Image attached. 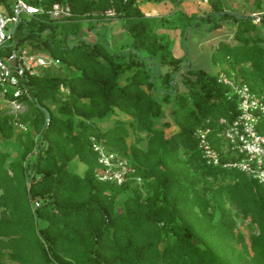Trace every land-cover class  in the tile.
<instances>
[{"label": "trees", "instance_id": "obj_1", "mask_svg": "<svg viewBox=\"0 0 264 264\" xmlns=\"http://www.w3.org/2000/svg\"><path fill=\"white\" fill-rule=\"evenodd\" d=\"M15 1L0 0L6 15ZM23 1L37 12L9 23L12 38L0 46V57L25 50L58 64L27 73L18 98L5 95L22 110L0 107V264H264V182L225 165L236 157L220 119L236 117L237 100L217 81L223 72L264 100L259 24L249 14L230 13L231 0H207L196 23L210 30L233 24V41L219 42L211 54L219 66L211 73L182 67L156 33L157 19L166 17L146 16L142 0ZM261 2L252 5L260 9ZM55 5H67L70 15L51 17ZM111 18L130 37L128 53L110 46L108 26L105 41L78 33L80 22L90 28ZM156 64L171 68L161 74L165 91L156 90ZM112 114L127 118L100 127ZM199 128L210 129L219 164L203 156ZM257 129L264 133V117ZM91 136L129 160L136 169L130 179L117 185L96 178ZM75 159L85 165L83 174L67 169Z\"/></svg>", "mask_w": 264, "mask_h": 264}, {"label": "built area", "instance_id": "obj_2", "mask_svg": "<svg viewBox=\"0 0 264 264\" xmlns=\"http://www.w3.org/2000/svg\"><path fill=\"white\" fill-rule=\"evenodd\" d=\"M189 1L208 3L207 0ZM35 12H37V8L23 0L15 1L12 7V15L9 16L0 7V46L12 38L13 29L9 23H16L18 17L23 13L32 15ZM50 15L53 18L68 16L70 15L69 7L67 5L64 7L55 5ZM249 16L252 17L253 23L260 21L258 13H251ZM12 58L16 59L14 66L9 64V60ZM51 64L56 65L58 61L47 54L29 53L25 50L17 56L12 53L7 59L0 57V98L4 99L7 106L10 104L18 109L22 104L15 100L5 99V95L10 94L12 97L18 98L26 92L23 83L24 76L27 73L29 75L37 74L41 67H47ZM217 81L228 86L231 97L235 96L237 100L238 113L236 117L230 123H225L224 119H220V123L225 124L221 136L228 143L227 149L236 157L225 165L237 167L262 183L264 182V133L258 131L257 125L260 119L264 117L263 96L254 93L247 83L238 82L223 72L219 74ZM21 128L25 129L24 126ZM209 130V128H199L194 134L198 138L199 147L207 162L216 165L220 163V156L208 139ZM90 140L93 150L97 152L98 166L95 169V176L98 180L121 185L136 172L135 167L128 159L120 156L117 152L106 151L95 137L91 136ZM135 180L140 182L141 177L136 176ZM35 206H38V202H35Z\"/></svg>", "mask_w": 264, "mask_h": 264}, {"label": "rangeland", "instance_id": "obj_3", "mask_svg": "<svg viewBox=\"0 0 264 264\" xmlns=\"http://www.w3.org/2000/svg\"><path fill=\"white\" fill-rule=\"evenodd\" d=\"M237 1L238 5L235 3ZM247 1L251 2L252 0H231L232 5L234 4V6H237V13H244L247 11L249 7ZM148 2L153 1L142 0L140 1V4L144 6ZM243 2L244 4L240 5ZM197 5L198 4L196 3L184 1L176 6L174 5L175 10L173 11V13H171L165 19H157L156 33L164 37V41H166L169 51L175 57L181 58L182 67L190 66L191 69H203L211 73H217L219 71V66L213 62L211 54L216 48V41H233V38H231L230 36L231 32L233 31L232 27H230L232 23L231 20L226 21V27L221 28L220 30H218V32L208 29L204 22L196 23V19L194 18L195 15L192 13H188V10H186V8H195L197 7ZM243 7L244 9H242ZM191 15H193V17L188 19V17H190ZM196 15L199 16L202 14ZM78 25L79 35L84 36V38L89 39L91 41L97 37L101 41H105V27L108 26L110 31L108 35V42L110 46L115 50H123L126 53L129 52L127 46L130 42V37L120 26L119 19L111 18L105 21L93 22L90 28L88 27V23L86 21L80 22ZM261 25L263 26L264 22L260 23V26ZM77 41V39L73 40V42ZM151 68L152 76L155 77L156 90L165 91L161 88V74L169 71L171 68L168 65L160 64H156L155 66L151 65ZM129 74L130 72H127L126 75L119 77L118 83L123 84L126 79L125 77ZM188 78L193 79V77L190 75L188 76ZM181 79L182 76L180 74L177 77L178 89L179 91H184L185 85L182 84ZM153 93H157V96H159V93L154 90ZM172 102H174V99H172ZM3 106L9 107L10 110L15 111H20L24 108L23 106H20L18 109H16L10 104L7 106L3 99L0 98V107ZM119 117L123 119L127 118L126 115H117L116 117L114 114H112L108 116L105 120L99 122V126L102 128L111 126L114 121ZM169 131L170 130H167V132ZM32 158L33 156L29 157V159ZM85 168V165L79 162L77 159L72 160L67 164V169L69 171H73L78 174H83ZM238 227L242 229L245 234H248L244 222L238 221Z\"/></svg>", "mask_w": 264, "mask_h": 264}, {"label": "crops", "instance_id": "obj_4", "mask_svg": "<svg viewBox=\"0 0 264 264\" xmlns=\"http://www.w3.org/2000/svg\"><path fill=\"white\" fill-rule=\"evenodd\" d=\"M183 1L184 2H190V3H196V4H198L197 7H195V8H189V9L186 8V10H188V13H192L194 15L195 14H203V11L205 9H208L209 8V4L208 3H204V2H191L189 0H183ZM235 3L238 5V1L235 2ZM252 3H253V0L251 2H248L247 3L249 5V7H248L247 11L244 12V13H246V14H251V13H258L259 14V12H260V14L264 13V0H262V2H261L260 9L254 8L253 5H252ZM242 4H244V2L241 3L240 5H242ZM174 5L175 4H173V3L169 2V1H160V2H154L153 1V2L146 3L144 6H142L139 3V7H140L141 11L146 16L157 17V18L168 17L175 10V6L176 5L175 6ZM236 8H237V6H234V4L232 5V2H231L230 3V10H229L230 13H234V14H244V13H237ZM242 9H244V7ZM260 18H261V16H260ZM262 22H264V19H261V21H259L256 24H259L260 31L264 32V25L263 26L262 25L260 26V23H262ZM223 27L224 28L226 27L225 26V22H223V24H222L221 27L215 28L213 30L215 32H218V30H220ZM230 27H232V29H233V24H231ZM232 33H233V31L230 34L231 38H232ZM222 41H224V40L216 41L215 47L219 44V42H222Z\"/></svg>", "mask_w": 264, "mask_h": 264}, {"label": "water", "instance_id": "obj_5", "mask_svg": "<svg viewBox=\"0 0 264 264\" xmlns=\"http://www.w3.org/2000/svg\"><path fill=\"white\" fill-rule=\"evenodd\" d=\"M137 53H139V51H137ZM9 64H11L12 66H14L16 64V59L15 58H12L9 60ZM174 78H175V75L173 76V79L170 81V85H173L174 84ZM175 90H172V92H174ZM42 109L44 110V112L46 113V117H47V120L50 119V114L49 112L46 110L45 107H42Z\"/></svg>", "mask_w": 264, "mask_h": 264}]
</instances>
